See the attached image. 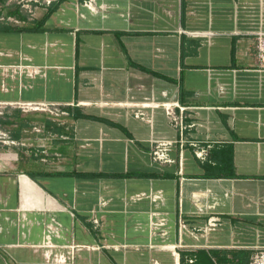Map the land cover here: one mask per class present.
Wrapping results in <instances>:
<instances>
[{"label": "crops", "instance_id": "0c3cea01", "mask_svg": "<svg viewBox=\"0 0 264 264\" xmlns=\"http://www.w3.org/2000/svg\"><path fill=\"white\" fill-rule=\"evenodd\" d=\"M57 2L0 0V264H247L264 248V0ZM152 139L176 141L173 163Z\"/></svg>", "mask_w": 264, "mask_h": 264}, {"label": "built area", "instance_id": "2783aa9c", "mask_svg": "<svg viewBox=\"0 0 264 264\" xmlns=\"http://www.w3.org/2000/svg\"><path fill=\"white\" fill-rule=\"evenodd\" d=\"M14 1L20 5H22L26 9H30L31 4H37V5H51L52 2L55 0H10ZM254 39H255V50H256V61L260 68L264 69V30H258L256 33H254ZM20 69V67H19ZM31 75V73H29ZM164 109L168 113V115L171 116L172 120L174 122L178 121L180 123V117L177 118L173 116V113L170 111V107L167 104H164ZM147 104H141L139 107H137L136 111L134 112V117L145 120V121H151V117L146 115V113L143 111L145 108H148ZM182 110V109H181ZM2 143H4V140H0ZM182 143V140H180ZM176 141H170V140H164V139H152L151 140V158L154 162L162 163V164H169L173 163V160L169 157V152L171 151L172 147ZM193 146H196L195 144H192ZM195 155L200 160H205L206 158V150L205 149H199L195 151ZM216 219H210L208 223V229L216 227ZM92 223L97 226L98 220L93 217ZM157 226V224H156ZM179 227L181 229H186V226L183 222H179ZM72 249V248H69ZM69 254V253H68ZM71 255V254H69ZM49 258V257H48ZM66 258L62 254L54 255L53 260L58 262H64ZM157 264V263H156ZM248 264H264V248L262 249H256L249 258Z\"/></svg>", "mask_w": 264, "mask_h": 264}, {"label": "trees", "instance_id": "16d2710c", "mask_svg": "<svg viewBox=\"0 0 264 264\" xmlns=\"http://www.w3.org/2000/svg\"><path fill=\"white\" fill-rule=\"evenodd\" d=\"M62 1L63 0H58V2L56 4H59ZM55 7L56 6H54L52 9H49V11L47 12V14L43 17V20H45L46 17L53 12V10L55 9ZM248 262H247V264H248ZM194 264H211V263H210V259H209L208 255L206 254V252H203V253L200 252L199 255H198V259H197L196 263H194Z\"/></svg>", "mask_w": 264, "mask_h": 264}]
</instances>
